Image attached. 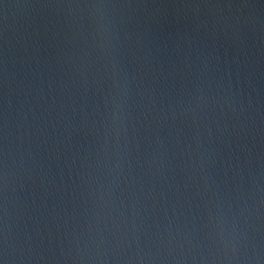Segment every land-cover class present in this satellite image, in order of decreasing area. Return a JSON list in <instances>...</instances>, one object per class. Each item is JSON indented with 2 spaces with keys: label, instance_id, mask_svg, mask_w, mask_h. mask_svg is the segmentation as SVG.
I'll return each instance as SVG.
<instances>
[{
  "label": "water",
  "instance_id": "water-1",
  "mask_svg": "<svg viewBox=\"0 0 264 264\" xmlns=\"http://www.w3.org/2000/svg\"><path fill=\"white\" fill-rule=\"evenodd\" d=\"M0 264H264V0H0Z\"/></svg>",
  "mask_w": 264,
  "mask_h": 264
}]
</instances>
